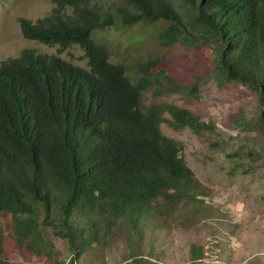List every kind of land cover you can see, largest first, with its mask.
Returning a JSON list of instances; mask_svg holds the SVG:
<instances>
[{"label": "trees", "instance_id": "trees-1", "mask_svg": "<svg viewBox=\"0 0 264 264\" xmlns=\"http://www.w3.org/2000/svg\"><path fill=\"white\" fill-rule=\"evenodd\" d=\"M51 2L44 17L18 18L22 36L60 52L79 44L87 68L33 49L0 61V264L9 255L50 253L48 230L65 240L68 264H100L96 244L114 227H130L135 253L145 225L161 222L168 204L212 212L202 207L205 186L161 132L155 111L140 109V88L110 61V27L125 47L141 38L131 26L160 25L157 36L183 41L201 35L216 76L258 93L264 123V0H124L112 9L92 0ZM143 65L170 75L159 61Z\"/></svg>", "mask_w": 264, "mask_h": 264}, {"label": "rangeland", "instance_id": "rangeland-1", "mask_svg": "<svg viewBox=\"0 0 264 264\" xmlns=\"http://www.w3.org/2000/svg\"><path fill=\"white\" fill-rule=\"evenodd\" d=\"M92 2L106 9L125 4ZM52 7L51 0H0V61L33 49L87 68L79 44L60 52L56 44L22 36L19 17L35 20ZM72 11L70 5L63 9L67 15ZM160 28L131 26L128 30H137L141 38L125 47L123 35L110 27L105 39L110 61L124 65L140 88V109L155 111L161 132L176 143L186 165L205 186L202 204H207L202 207L212 212L201 215L193 207L168 204L161 222L145 225V244L139 252L131 251L130 227L119 225L99 237L96 259L100 264H134L129 257L138 255V264H264V123L259 95L216 76L217 68L203 56L204 37L189 33L187 41L171 33L160 37ZM148 58L159 61L169 77L143 67ZM192 118L195 126L188 124ZM154 223L156 228L150 229ZM47 233L50 253L27 259L9 255L7 264H68L65 240Z\"/></svg>", "mask_w": 264, "mask_h": 264}]
</instances>
